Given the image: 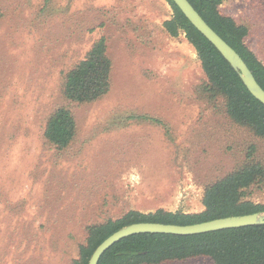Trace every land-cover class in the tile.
I'll use <instances>...</instances> for the list:
<instances>
[{
    "label": "rangeland",
    "instance_id": "374dc122",
    "mask_svg": "<svg viewBox=\"0 0 264 264\" xmlns=\"http://www.w3.org/2000/svg\"><path fill=\"white\" fill-rule=\"evenodd\" d=\"M151 2L0 0V264H71L88 224L129 210L199 212L206 184L245 159L246 138L264 145L202 99L196 49L162 29L169 3ZM220 9L250 23L246 43L264 62V0H223ZM101 36L114 61L110 92L66 101L63 72ZM61 105L79 126L63 154L44 142ZM251 199L264 203V186Z\"/></svg>",
    "mask_w": 264,
    "mask_h": 264
},
{
    "label": "trees",
    "instance_id": "16d2710c",
    "mask_svg": "<svg viewBox=\"0 0 264 264\" xmlns=\"http://www.w3.org/2000/svg\"><path fill=\"white\" fill-rule=\"evenodd\" d=\"M165 1L173 12L170 18L163 21L162 29L171 37L184 33L198 53L204 72V79L197 84L199 95L209 102L207 105H212L214 111L232 124L248 129L252 136L264 142V104L248 91L238 72L190 23L173 0ZM189 1L207 23L240 53L264 88V62L246 43L250 23L222 13L220 6L223 0ZM147 3L152 2L147 0ZM113 67L108 38L101 36L94 40L83 58L63 72L61 90L64 99L78 104H90L102 99L112 87ZM134 117L167 126L163 120L149 114ZM78 134L75 115L68 106L61 105L47 119L44 142L63 154L72 147ZM243 146L245 159L242 163L206 184L201 211L129 210L117 218L88 224L85 227L86 239L79 246L78 257L71 264H88L94 250L104 239L131 223L191 224L231 215L264 212V203L251 199L252 190L264 186V145L249 136ZM195 258H208L213 264H264V224L193 235L133 234L112 245L98 264H166Z\"/></svg>",
    "mask_w": 264,
    "mask_h": 264
},
{
    "label": "water",
    "instance_id": "95a60500",
    "mask_svg": "<svg viewBox=\"0 0 264 264\" xmlns=\"http://www.w3.org/2000/svg\"><path fill=\"white\" fill-rule=\"evenodd\" d=\"M190 23L202 33L238 72L248 91L264 104V88L259 84L250 67L223 37H221L201 16L189 0H173ZM264 224V212L231 215L191 224H174L162 222H135L125 225L113 232L94 250L88 264H98L102 255L119 240L139 233H165L193 235L228 228Z\"/></svg>",
    "mask_w": 264,
    "mask_h": 264
}]
</instances>
